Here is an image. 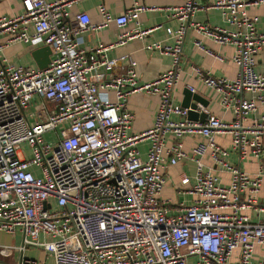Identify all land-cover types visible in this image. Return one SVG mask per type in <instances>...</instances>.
Here are the masks:
<instances>
[{
  "label": "built area",
  "instance_id": "obj_1",
  "mask_svg": "<svg viewBox=\"0 0 264 264\" xmlns=\"http://www.w3.org/2000/svg\"><path fill=\"white\" fill-rule=\"evenodd\" d=\"M70 3L20 0V12L0 15V51L15 42L49 47V61L42 68L5 58L0 62V231L21 234L18 245L0 243V255L19 253L9 262L0 258V264H45L46 257L51 264H187L189 256L195 257L194 264H250L254 246H264V214L251 221L244 209L264 213V204L256 200L264 189V166L248 173L228 155L234 151L264 160V75L255 70L254 58L264 32L256 29V16L246 12L248 5L264 0L206 5L182 0L169 6L166 18L174 23L164 29L172 41L145 47L170 54V63L145 81H138L135 62L127 54L108 56L106 51L155 28H139L136 20L139 11L155 6L134 1L113 15L98 3L100 20L90 22L80 12L73 28L65 19ZM203 7L217 8L222 23L193 20L192 14ZM109 21L118 26L133 21L135 26L112 42L81 45L82 30H97ZM186 27L234 46L233 77L213 76L190 64L195 77L217 94L219 105L231 110L230 119L198 105L197 110L206 112L204 120H190L187 107L172 99ZM194 44L223 59L199 38ZM135 91L156 95L158 101L151 125L129 133L133 114L125 102ZM258 106L259 116L244 123ZM191 132L201 139L186 150L181 137ZM221 132L230 133L228 148L214 140ZM144 139L148 142L141 157L136 144ZM21 142L26 147L20 156ZM205 153L229 172L227 182L203 167ZM182 157L195 162L192 175L180 177L191 196L168 212V199L159 196L164 164ZM28 247L44 251V258L24 256ZM236 249L238 257L231 260Z\"/></svg>",
  "mask_w": 264,
  "mask_h": 264
},
{
  "label": "crops",
  "instance_id": "obj_2",
  "mask_svg": "<svg viewBox=\"0 0 264 264\" xmlns=\"http://www.w3.org/2000/svg\"><path fill=\"white\" fill-rule=\"evenodd\" d=\"M134 1L144 5L155 6L152 9H144L138 12L136 20L139 24V28L148 26L156 27L144 35L134 36L125 40L123 44L112 46L107 49L106 54L108 56L127 54V57L135 62L134 67L138 81H145L151 79L169 66L171 59L170 54L162 52L157 48H146L145 44L152 41H158L160 44H167L172 41V38L166 34L164 29L165 26L174 23L173 20L166 18L167 8L179 4L182 0H71V3L67 6V15L65 19L71 27L76 28L77 21L75 15L80 12L85 14L90 22H97L100 20V13L97 8L98 3H102L111 14L117 15L123 12L125 8L131 6ZM211 1L213 0H200V3L206 5ZM20 9V0H0V15L16 14L20 12ZM246 12L249 15L256 16V29L260 32H264V3L250 4L246 8ZM191 18L209 24L222 23L219 10L213 7L200 8L192 14ZM134 26L135 24L133 21H129L122 26L116 25L114 21H109L102 28L97 30L84 29L80 32L81 45L90 46L99 43L105 44L112 42L115 40L116 35L119 32L130 30ZM195 38H199L205 46L219 52L223 56V59L218 60L200 50L194 44ZM38 45L40 44L31 45L20 42L9 44L0 51V62L2 58H5L16 64L36 66L30 55V50ZM233 49L234 46L231 43L221 44L214 42L209 37L195 32L190 27H186L182 37L181 51L178 60V77L172 89L173 101L179 103L182 96V89L189 85L193 88V91L198 93L205 100L204 108L208 113L222 119H230L232 117L231 110L224 109L219 105L217 94L195 77L190 69V64H195L208 70L213 76L233 77L237 70V66L230 59ZM254 56L255 70L264 75V44ZM116 69H119V66ZM157 101L158 98L156 95L147 94L143 91H135L127 96L125 106L133 114L132 120L127 129L129 133L140 132L151 125ZM261 110L262 106H258L253 113H249L245 117L243 122L250 123L253 118L259 116ZM213 137L215 142L222 147L228 148L230 146L229 132L216 133ZM200 139L201 137L199 133L191 132L183 135L181 137V142L183 147L188 150ZM260 139L264 144V132L260 135ZM147 142L148 140L144 139L136 144L141 157H144L145 155ZM228 159L234 165L238 166L240 170L248 173L256 171L259 164L264 166V160H261V158L251 155L239 157L234 151L229 152ZM201 161L203 167L212 169V171L218 175L220 181H228L229 172L214 165L207 153L201 157ZM194 168L195 162L189 157H182L172 164H164V184L160 190L159 196L162 199H168V212H173L175 210V205L179 201L184 200V202H186L190 199L191 195L186 192V188L189 184L182 185L180 183V177L183 174L190 177ZM256 200L259 203L264 204L263 188H261L256 195ZM244 213L251 221L257 220L264 214L263 212L256 214L251 207L245 208ZM9 235H12V233L0 231V243L10 244L5 241L6 237ZM19 236L21 240V234ZM31 249L38 250L36 248L28 247L24 250L23 255L31 257L25 254L26 251L28 252V250ZM18 254L17 251H14L8 256L0 255V258L9 262L12 261V258H17ZM237 257L238 250L236 249L232 252L230 259L236 260ZM194 259V256H189L187 264H194ZM250 264H264V246L259 244L254 246Z\"/></svg>",
  "mask_w": 264,
  "mask_h": 264
},
{
  "label": "water",
  "instance_id": "obj_3",
  "mask_svg": "<svg viewBox=\"0 0 264 264\" xmlns=\"http://www.w3.org/2000/svg\"><path fill=\"white\" fill-rule=\"evenodd\" d=\"M30 55L38 68L44 67L49 61V47L46 44H41L30 50ZM181 99L179 104L181 107H187L186 117L190 120L202 122L206 112L198 109V105H205V100L195 91H190L184 87L181 91Z\"/></svg>",
  "mask_w": 264,
  "mask_h": 264
},
{
  "label": "rangeland",
  "instance_id": "obj_4",
  "mask_svg": "<svg viewBox=\"0 0 264 264\" xmlns=\"http://www.w3.org/2000/svg\"><path fill=\"white\" fill-rule=\"evenodd\" d=\"M34 103L35 102H33V101L31 102L32 108H35ZM25 147H26L25 143L21 142L20 146H19L20 151L18 152L20 154V156H21V154H24L25 151H23V148H25ZM19 235H20L19 232L16 231L12 235H9L8 237H6V239L5 238L4 239H5V241L9 242L10 244L15 245L21 241ZM15 254H16V252H15ZM25 254L29 255L33 258H36L38 260H42L44 258V255H45L44 251L39 250V249L38 250H35V249L28 250V252L26 251ZM37 264H41V263L37 262ZM45 264H51V258L50 257H46Z\"/></svg>",
  "mask_w": 264,
  "mask_h": 264
}]
</instances>
